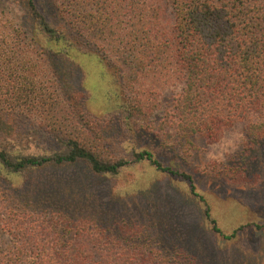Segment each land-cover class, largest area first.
Instances as JSON below:
<instances>
[{"label": "trees", "instance_id": "16d2710c", "mask_svg": "<svg viewBox=\"0 0 264 264\" xmlns=\"http://www.w3.org/2000/svg\"><path fill=\"white\" fill-rule=\"evenodd\" d=\"M77 74L85 101L106 88L107 102L134 131L160 108L148 79L179 86L161 118L162 133L175 136L177 147L197 137L218 141L236 124L262 140L264 0H0V176L83 162L85 177H119L149 162L192 182L151 149L106 157L102 135L90 130L83 99L73 91ZM23 130L36 139L20 138ZM85 177L49 192L50 202L36 189L18 196L0 186V264H193L168 249L160 230L166 220L147 205L131 217L139 222L142 212L147 224L118 231L121 220L103 209L127 195L101 201ZM74 198L72 214L63 203ZM206 215L226 239L258 226L226 234L209 208Z\"/></svg>", "mask_w": 264, "mask_h": 264}, {"label": "rangeland", "instance_id": "374dc122", "mask_svg": "<svg viewBox=\"0 0 264 264\" xmlns=\"http://www.w3.org/2000/svg\"><path fill=\"white\" fill-rule=\"evenodd\" d=\"M81 79L80 74L75 75L73 91L83 99L90 130L102 135L99 150L106 157L130 158L136 149H151L164 164L179 167L190 174L192 182L158 171L149 162L127 168L119 177H85L89 169L81 162L40 169L19 177L1 175L3 190L13 188L20 196L36 189L38 195H48L44 198L50 202L55 196L49 192L54 193L83 175L90 188L102 194L101 201L109 203L115 201L117 195H127L126 199L112 201V209L102 208L105 215L114 214L117 221L121 220L114 224L117 230L134 232L137 227L147 224V217L142 212L139 222L131 219L137 217L141 205H147L154 214L158 213L162 220H166L160 230L168 249L188 255L193 258V264H264V139L249 138L244 125L236 124L228 128L218 141L197 137L183 149L184 146H176L175 136L170 137L161 130L164 128L161 123L163 108L171 104L179 86L148 79L156 86L160 108L155 109L146 122L143 121L144 126L139 131H134L128 127L125 114L119 112L115 104L107 102L106 88L98 92L94 90L92 102L85 101L88 94L81 86ZM94 81L98 83L96 77ZM19 134L20 138L29 141L37 136L29 130ZM193 188L199 195L194 194ZM83 193L91 197L89 191ZM69 202L63 204L70 213H76L75 198ZM155 203H159L158 208ZM206 208L211 210L212 218L226 234L235 232L241 225L257 223L258 226H246L233 238H223L213 231Z\"/></svg>", "mask_w": 264, "mask_h": 264}]
</instances>
